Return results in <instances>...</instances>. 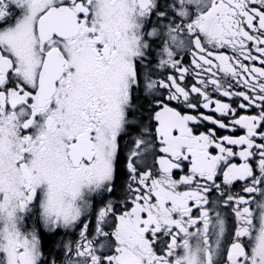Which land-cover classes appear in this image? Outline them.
I'll return each mask as SVG.
<instances>
[{"label": "snow or ice", "instance_id": "obj_1", "mask_svg": "<svg viewBox=\"0 0 264 264\" xmlns=\"http://www.w3.org/2000/svg\"><path fill=\"white\" fill-rule=\"evenodd\" d=\"M0 264H264V0H0Z\"/></svg>", "mask_w": 264, "mask_h": 264}, {"label": "flooded vegetation", "instance_id": "obj_2", "mask_svg": "<svg viewBox=\"0 0 264 264\" xmlns=\"http://www.w3.org/2000/svg\"><path fill=\"white\" fill-rule=\"evenodd\" d=\"M187 59L190 61L191 57H188ZM256 66H257V67L260 66L258 62H256ZM214 98H219V99L224 100L225 102H227V98H224V97L215 96ZM205 111H206V110H205ZM201 130H202V129H201ZM71 238H72V237L69 236V237H67L66 239H71ZM59 239H60V237H57V240H59ZM51 246H52V245H51V243L49 242V247H51Z\"/></svg>", "mask_w": 264, "mask_h": 264}]
</instances>
